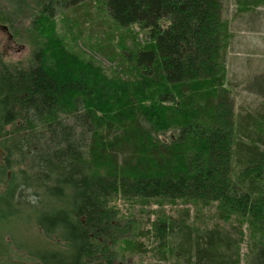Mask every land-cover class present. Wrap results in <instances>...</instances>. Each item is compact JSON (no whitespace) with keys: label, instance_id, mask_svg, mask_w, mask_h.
<instances>
[{"label":"trees","instance_id":"1","mask_svg":"<svg viewBox=\"0 0 264 264\" xmlns=\"http://www.w3.org/2000/svg\"><path fill=\"white\" fill-rule=\"evenodd\" d=\"M8 1L34 18L37 47L25 61L0 55V264H130L140 253L241 264V217L256 237L247 264H264V108L236 112L223 0H102L119 28L147 37L119 55L95 46L129 60L112 74L57 30L58 10L92 0ZM7 9L0 0V23L12 25ZM120 198L156 204L150 227L138 231ZM179 201L196 218L214 202L220 219L240 217L230 230L199 227L190 208L166 210ZM24 226L32 236L18 243L11 233Z\"/></svg>","mask_w":264,"mask_h":264},{"label":"rangeland","instance_id":"2","mask_svg":"<svg viewBox=\"0 0 264 264\" xmlns=\"http://www.w3.org/2000/svg\"><path fill=\"white\" fill-rule=\"evenodd\" d=\"M263 2L247 10H241L237 0H223V16L228 19L232 32L226 62V82L234 96L236 112L241 115L248 112L254 113L255 110H263L264 108V88L254 83L258 78L264 77ZM2 4L6 9H9L7 10L14 20L12 25L9 22L7 24L0 23V55L9 62L25 61L37 47V40L31 29L34 18L28 15L29 12L20 9L17 5L9 4L8 0H2ZM66 12H70L67 17L64 15ZM56 22L58 33L65 38L73 50L81 53L82 56L94 57L103 64L109 74L115 70H122V66H124L122 63H129V60L118 57L112 61L104 55L98 54L96 45H102L104 50H114L119 55L120 52L124 51L123 48H132L135 41H138L136 44L140 46L147 41L144 32L138 31L137 26L128 29L119 28L102 5V0H92L80 7L64 10V13L58 10ZM133 35H136L134 39L132 38ZM174 135L175 132L171 129L158 134L165 141L170 140L171 136ZM2 154L3 151L0 149V156ZM134 202L135 200L122 198L117 201L118 206L123 209L126 219H129L128 215L134 211V219H137L138 222L136 224L138 231L150 227L148 219L155 217L153 210H157L158 206L143 203L139 205V202ZM186 207L190 208V221H194L195 225L199 227H212L217 224L230 230L232 226L237 225V218L240 217L239 214H232L227 221L220 219L217 215L215 202L204 208L197 218L193 204L186 203V201L169 204L166 206V210L176 215ZM133 208L134 210H132ZM241 220H243L241 264H247L251 242L256 237L251 232L252 229L247 220L242 217ZM31 229L32 227L25 226L14 229L11 233L13 234L12 238L14 237L18 243H23V241L31 238L33 233ZM129 233L133 234L131 231ZM147 242L152 245L151 236L149 241H145V243ZM131 258L130 264H157L156 258L148 253H140Z\"/></svg>","mask_w":264,"mask_h":264}]
</instances>
